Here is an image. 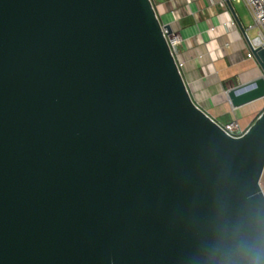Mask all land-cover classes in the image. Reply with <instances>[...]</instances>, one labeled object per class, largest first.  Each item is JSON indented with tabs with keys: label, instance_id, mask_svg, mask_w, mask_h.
I'll return each instance as SVG.
<instances>
[{
	"label": "water",
	"instance_id": "1",
	"mask_svg": "<svg viewBox=\"0 0 264 264\" xmlns=\"http://www.w3.org/2000/svg\"><path fill=\"white\" fill-rule=\"evenodd\" d=\"M163 27L152 0H0V264H264V111L228 134ZM250 49L234 108L264 97Z\"/></svg>",
	"mask_w": 264,
	"mask_h": 264
},
{
	"label": "crops",
	"instance_id": "2",
	"mask_svg": "<svg viewBox=\"0 0 264 264\" xmlns=\"http://www.w3.org/2000/svg\"><path fill=\"white\" fill-rule=\"evenodd\" d=\"M156 2L162 21L174 22L181 37L178 49L179 59L184 63L182 74L196 103L220 123L228 117L227 121L238 118L245 127L250 126L256 112L253 110L259 106L252 107L249 103L234 108L227 93L262 76L256 59L247 57L251 47L248 38L257 35L254 23L244 27L234 1V12L228 2L222 5L224 0ZM243 117L248 120L242 122Z\"/></svg>",
	"mask_w": 264,
	"mask_h": 264
},
{
	"label": "built area",
	"instance_id": "3",
	"mask_svg": "<svg viewBox=\"0 0 264 264\" xmlns=\"http://www.w3.org/2000/svg\"><path fill=\"white\" fill-rule=\"evenodd\" d=\"M231 2L237 1V2H244L246 6L248 7L253 21L254 25L253 27L257 29V35L251 39L248 38L250 41V44L254 48L262 47L264 48V0H230ZM153 5L157 11V14L163 23V25H166L161 19L160 13H158V4L156 0H152ZM227 0H224L222 5H225ZM172 12L175 13V9H172ZM168 25L171 26L172 32L169 34L168 30L163 27V31L166 35V38L168 40V43L170 45L171 51L176 58L177 64L179 69L182 71L184 67V63L179 59V45L181 43V37L179 35L178 30L174 27V22L169 23ZM248 58H255L251 49L250 52L247 55ZM228 95V93H227ZM264 98V97H263ZM229 100V97H228ZM230 102V100H229ZM217 121V120H216ZM220 123V122H219ZM220 125L223 127V129L230 135L234 137H240L242 136L250 126H242L240 120L238 118H234L228 122L220 123Z\"/></svg>",
	"mask_w": 264,
	"mask_h": 264
},
{
	"label": "rangeland",
	"instance_id": "4",
	"mask_svg": "<svg viewBox=\"0 0 264 264\" xmlns=\"http://www.w3.org/2000/svg\"><path fill=\"white\" fill-rule=\"evenodd\" d=\"M234 3V5H235V7H236V9H237V11H238V13H239V15H240V17H241V19H242V22H243V25H244V27H249V26H251V25H253V23H254V21H253V18H252V16H251V13H250V11H249V9H248V7L246 6V4L245 3H236L235 1L233 2ZM255 35V32H254V30H252L251 31V36L253 37ZM250 105L252 106V107H255V106H259L258 107V109L257 110H253V111H256V112H254L253 113V121L252 122H254L256 119H257V117L264 111V98H261V99H258V100H256V101H254V102H252V103H250ZM249 107V106H248ZM243 109H246V108H243ZM245 113V112H244ZM247 113V112H246ZM250 116H252V114L250 115ZM249 116V117H250ZM242 120V122H244L245 120H248V118L246 119V118H241ZM227 120H228V117H224L223 118V120L221 121L222 123H225V122H227ZM246 122V121H245ZM242 124V123H241ZM244 124V123H243ZM242 124V126H244ZM253 123H251V125H252ZM250 125V126H251ZM261 187H262V189H263V191H264V174H263V176H262V179H261Z\"/></svg>",
	"mask_w": 264,
	"mask_h": 264
},
{
	"label": "trees",
	"instance_id": "5",
	"mask_svg": "<svg viewBox=\"0 0 264 264\" xmlns=\"http://www.w3.org/2000/svg\"><path fill=\"white\" fill-rule=\"evenodd\" d=\"M230 121V120H229ZM228 122V121H227Z\"/></svg>",
	"mask_w": 264,
	"mask_h": 264
}]
</instances>
